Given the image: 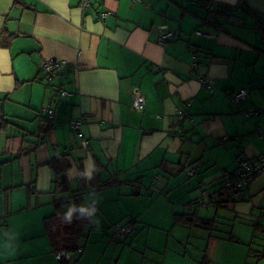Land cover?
<instances>
[{
	"label": "crops",
	"instance_id": "1",
	"mask_svg": "<svg viewBox=\"0 0 264 264\" xmlns=\"http://www.w3.org/2000/svg\"><path fill=\"white\" fill-rule=\"evenodd\" d=\"M81 1L0 0V264H60L52 235L73 222L52 217L75 197L96 213L70 264H264V172L241 194H217L240 159L264 155V112L244 122L227 99L245 89L243 108L264 109V0ZM158 28L178 37L159 44ZM51 59L65 65L47 82L38 65ZM57 156L65 191L49 166ZM117 223L132 228L125 240L111 235Z\"/></svg>",
	"mask_w": 264,
	"mask_h": 264
},
{
	"label": "built area",
	"instance_id": "2",
	"mask_svg": "<svg viewBox=\"0 0 264 264\" xmlns=\"http://www.w3.org/2000/svg\"><path fill=\"white\" fill-rule=\"evenodd\" d=\"M89 6L88 0H82L80 3L81 8H86ZM209 12H212L214 10L213 5L208 6ZM106 17V14H103V18ZM222 28L213 29L209 33H202V32H195V35L202 36L205 38H211L216 33L221 32ZM178 37L177 32H168L163 31L161 28H158L157 30V43L164 44L166 42H169L171 40H174ZM64 62H61L56 59L41 61L39 64V72H40V79L46 78L47 80H51L52 74L60 68L62 65H64ZM198 81L200 82L201 86L204 87L210 94L214 92L213 88V82L212 80L208 78H198ZM61 97L68 96V93L62 92L60 93ZM248 97V92L245 89H240L238 92L234 93L232 96H227V99L230 104L233 105L236 112L242 115L244 122H247L250 120L253 116H258L262 112H264V109H254V108H243V102ZM189 105V103H187ZM144 97L143 95L136 89L132 90L131 92V104L130 107L133 111L141 113L144 111ZM47 115L49 118H52L54 116V111L50 108L46 109ZM176 117L178 121L181 122H190L193 123L192 117L189 115V113L186 110H181L179 108L176 109ZM69 127L76 132V134L79 137H82L81 132V123L77 120H71L69 122ZM178 132H181V130H178ZM255 132L258 134V136L261 138V140L264 141V129L261 127H256ZM222 143L224 141H221ZM264 171V155L258 156L256 158L252 159H240L238 161V168L236 172L235 182L230 183L229 181H225L223 184V187L228 191V193H238V192H244L247 190L248 186L252 183V181L259 176ZM185 175L187 177H193L196 175V168H191L188 170ZM210 196L209 192H204V197ZM132 234V228L129 225H122V224H114L111 226V235L116 240H125L127 237H129ZM78 252V251H76ZM81 251L79 250L78 253ZM73 255H70L68 253L59 252L56 253L55 258L57 260H70Z\"/></svg>",
	"mask_w": 264,
	"mask_h": 264
},
{
	"label": "trees",
	"instance_id": "3",
	"mask_svg": "<svg viewBox=\"0 0 264 264\" xmlns=\"http://www.w3.org/2000/svg\"><path fill=\"white\" fill-rule=\"evenodd\" d=\"M210 5L211 4H209L208 6H210ZM208 6L206 7L207 10H208ZM238 10H239L238 6H236L233 9L234 12H236ZM244 12L249 13L248 15H250L251 18L255 19V18L258 17V15H256L254 12H251L250 10H246V11L244 10ZM218 28H221V27H216V28H213V29H218ZM64 65H62V66H64ZM60 68H58L52 74L51 80L57 74V71ZM38 70H39V65H38ZM38 75H40L39 71H38ZM43 80H46L47 82H51V80H47L46 78H43ZM58 92L60 94L62 92H66V91H64L63 89H59ZM49 166H50V169H52V172L54 174V184H55V186L57 188H61L62 190L65 191L67 189V185H68L65 173H66V171H67V169L69 167V165L66 162L65 158L63 156H57V157H55V158H53L51 160V162L49 163ZM237 168L231 175H227V176H225L222 179V181H221V183L219 185V191H217L218 197L220 196L219 198H222V197L229 198V197H231L233 195H238V194L242 193V192H238V193L231 194V193H228V191L223 187V184H224V182L226 180L229 181L230 183L235 182ZM219 198L216 199V202L214 204H218V202H219L218 199ZM74 199H75V205H80L79 204L80 203L79 198L75 197ZM66 204L67 203L64 204L63 202H61V203H58L56 205L55 215L52 217V219H54V220L57 219V218L58 219H62L63 209H64V207L67 206ZM193 218H194L193 215L187 216V217L184 218V221H185V223L187 225H189L193 221ZM84 221H85V218H79L77 216H74L73 220H72L73 224H70L68 226H64L62 228H59V229L56 230V232L53 233V235H52V239H53L52 247L54 249V252H56V253L64 252V253H68L70 255H73L77 251V249H76V240H77V237H78V235H79V233L81 231V227L84 224ZM49 222H50V220L47 221L48 224H49ZM203 222H205L206 225H209V228L205 227L206 230H208V231L210 230L211 231L213 229V222L201 221L200 224H199V222H198V224L201 225ZM117 224H119V223H117ZM122 225H124V224H122ZM47 231L49 232L48 234H51L50 228ZM73 256L68 261H66V260H62L61 261V260H57V259L56 260L59 261L60 264H70V262H72V260H73ZM256 257L258 259H260V258L263 259L264 258V246H263L262 252L259 255H257Z\"/></svg>",
	"mask_w": 264,
	"mask_h": 264
},
{
	"label": "clouds",
	"instance_id": "4",
	"mask_svg": "<svg viewBox=\"0 0 264 264\" xmlns=\"http://www.w3.org/2000/svg\"><path fill=\"white\" fill-rule=\"evenodd\" d=\"M94 171V164L91 160H85L84 166L80 171V176L83 179L90 180ZM96 213V209L90 202L81 205L71 204L62 213V218L65 222L71 223L74 216L79 218L90 219Z\"/></svg>",
	"mask_w": 264,
	"mask_h": 264
},
{
	"label": "rangeland",
	"instance_id": "5",
	"mask_svg": "<svg viewBox=\"0 0 264 264\" xmlns=\"http://www.w3.org/2000/svg\"><path fill=\"white\" fill-rule=\"evenodd\" d=\"M264 172V171H263ZM105 231V230H104ZM104 231L102 232H100V234H101V236L103 237L104 236ZM108 256V255H107Z\"/></svg>",
	"mask_w": 264,
	"mask_h": 264
}]
</instances>
